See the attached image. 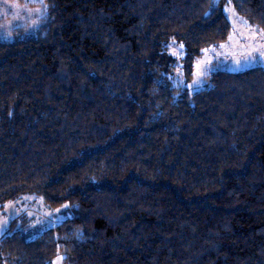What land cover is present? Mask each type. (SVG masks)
I'll list each match as a JSON object with an SVG mask.
<instances>
[{
    "label": "trees",
    "instance_id": "trees-1",
    "mask_svg": "<svg viewBox=\"0 0 264 264\" xmlns=\"http://www.w3.org/2000/svg\"><path fill=\"white\" fill-rule=\"evenodd\" d=\"M0 39V207L36 194L72 217L0 235V264H264V67L175 85L167 55L229 40L232 4L264 32V0H39Z\"/></svg>",
    "mask_w": 264,
    "mask_h": 264
},
{
    "label": "rangeland",
    "instance_id": "rangeland-1",
    "mask_svg": "<svg viewBox=\"0 0 264 264\" xmlns=\"http://www.w3.org/2000/svg\"><path fill=\"white\" fill-rule=\"evenodd\" d=\"M44 12L39 0H0V39L11 38L17 27L37 24ZM225 13L232 23V34L227 42L202 52L194 62L193 77L185 73L184 44L173 40L167 43V55L174 65L170 77L175 85L195 93L209 86L208 76L216 70L241 72L264 67V32L251 26L232 4L226 5ZM72 215L69 205L54 209L36 194L23 195L0 207V235L7 233L16 220L15 231H21L28 239L36 238ZM51 264H64V256L59 254Z\"/></svg>",
    "mask_w": 264,
    "mask_h": 264
}]
</instances>
